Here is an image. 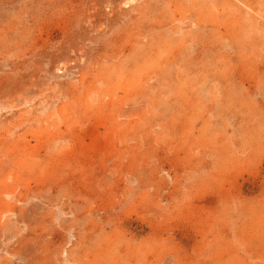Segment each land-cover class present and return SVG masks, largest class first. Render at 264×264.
I'll return each mask as SVG.
<instances>
[{"label": "rangeland", "instance_id": "1", "mask_svg": "<svg viewBox=\"0 0 264 264\" xmlns=\"http://www.w3.org/2000/svg\"><path fill=\"white\" fill-rule=\"evenodd\" d=\"M125 1L0 0V264H264V35Z\"/></svg>", "mask_w": 264, "mask_h": 264}, {"label": "bare ground", "instance_id": "2", "mask_svg": "<svg viewBox=\"0 0 264 264\" xmlns=\"http://www.w3.org/2000/svg\"><path fill=\"white\" fill-rule=\"evenodd\" d=\"M136 0H128V1H125V2H120L121 4H122V9L123 10H126V9H128V8H131V5L135 2ZM174 1V0H173ZM190 1V6L189 7H187V8H185V10L183 9V7L181 8V10H175V11H173L172 10V12L173 13H175V12H179V13H182V16L184 15V14H186V13H189L190 12V17H187L188 18V20H189V24H191V25H189L190 27H191V29H192V26L193 27H196V28H201L202 27V25L200 24L201 22L199 21V20H201L200 18L198 19V17H199V14L198 13H201V10H198V11H194L195 10V8H199L200 7V5H201V3L203 4V2H201V0H189ZM202 1H204L205 3H207V5H209V6H211V8H212V10L210 11V12H214L213 10H216V11H220V10H222V11H226V13H227V11H228V13H229V20H231V21H234V22H230V24L232 23V25L231 26H233V24H237L238 23V26H241V27H244V28H246V27H248V25L250 26V27H252V23H254L255 24V26L258 28V32H260V33H262V35H264V22H263V20H264V16L262 15V14H259L257 11H256V8H255V6H256V4L258 3V0H202ZM236 1V2H235ZM250 1H252V2H250ZM192 2V3H191ZM198 2H199V5H198ZM119 3V4H120ZM172 3V2H171ZM173 4V3H172ZM260 4H261V6L262 7H264V0H262V1H260ZM170 6V5H169ZM198 6V7H197ZM119 10H121V9H119ZM158 12H160V10L159 9H156ZM258 10L260 11L261 9L260 8H258ZM263 10V9H262ZM127 11V10H126ZM250 11H252L253 13H256L257 15H259L260 16V18H261V22H259V20L254 16V15H252L251 14V12ZM120 12V11H119ZM144 11H142L141 13H143ZM152 12V11H151ZM168 12H169V10H168ZM153 13V12H152ZM227 13V14H228ZM262 13V12H261ZM122 14V13H121ZM218 14V13H217ZM222 14V13H221ZM224 14V13H223ZM165 15H163L162 13H160V17L162 18V20H164V21H167V18L166 17H164ZM210 16H212V15H210ZM214 16V15H213ZM168 17V16H167ZM186 17V16H185ZM149 18V17H148ZM223 21V20H222ZM255 21H258L259 23H257V22H255ZM227 22V21H226ZM226 22H225V24H226ZM180 23H182V24H185V20H182V21H180ZM163 24H164V26H169L168 24L167 25H165L166 24V22H160V21H157L154 25L153 24H151L150 25V27L152 28V29H158V28H161L162 26H163ZM220 23H218V25L217 24H215V25H217L218 26V28L219 27H221L222 25H223V23H221L220 25H219ZM102 26V25H101ZM255 27V28H256ZM224 28H226V31L229 33V24L228 25H226V26H224ZM233 28V27H232ZM207 29V28H206ZM175 30V29H174ZM98 31V30H97ZM168 32V31H167ZM166 32V33H167ZM174 32H176V33H178V32H183L184 33V35H183V38H181V39H178V40H176V41H169L171 44L173 43L174 45H176L177 47H179L180 46V44L181 45H185L186 47H187V41L186 40H188V36L190 37V35H189V32H186L185 31V29L183 28V27H178L177 29H176V31H174ZM246 32V31H245ZM101 33V32H100ZM182 33V34H183ZM109 34V33H108ZM168 34V33H167ZM249 34V33H248ZM230 35V34H229ZM233 35V33L230 35V36H226L227 37V39L228 38H230V37H234V36H232ZM244 35V34H243ZM135 37V36H134ZM239 37V36H238ZM264 37V36H263ZM117 38V37H116ZM161 39V38H160ZM140 40V39H139ZM113 41H114V39H113ZM150 42V41H149ZM168 42V43H169ZM142 43V42H141ZM172 44V45H173ZM189 45V44H188ZM139 46V45H138ZM128 47V46H127ZM246 47V46H245ZM161 48V47H160ZM159 48V49H160ZM243 48V47H242ZM139 49V48H138ZM141 49V48H140ZM259 49V48H258ZM261 49V48H260ZM154 50V49H153ZM205 50H207V48H203L202 47V49L200 50L201 52H200V55L202 56L203 55V53L204 52H206ZM253 50V49H252ZM112 51V50H111ZM118 51V50H117ZM140 51V50H139ZM169 51V50H168ZM141 52V51H140ZM143 52V51H142ZM113 53H115V52H113ZM117 53V52H116ZM123 53V52H122ZM158 53H160V52H158ZM162 53V52H161ZM104 54V53H103ZM160 55V54H159ZM164 55V54H163ZM256 55V54H255ZM118 56H119V54H118ZM145 56V55H144ZM111 57V56H110ZM114 57V56H113ZM117 57V56H116ZM161 57H163L162 55H161ZM166 57V56H165ZM164 57V58H165ZM204 57V56H203ZM210 57V56H209ZM129 58V57H128ZM149 57H147V59H148ZM155 58V57H154ZM205 58V57H204ZM131 59V58H130ZM178 59V58H177ZM177 59H174V60H169V63L170 64H173V66L176 68L174 71L176 72V73H174V76L173 77H170V78H167V77H169L168 75H166L165 77H163L162 76V81L163 82H167V84L165 85V86H169V84L168 83H176V82H178L179 80H177V79H185V78H189L191 75H190V72L192 71V69L195 67V66H191V63H185V64H180L178 61H177ZM116 60V59H115ZM133 60V59H132ZM149 61V60H148ZM155 61V60H154ZM165 61V60H164ZM197 61H199V59L197 60ZM203 62V61H205V60H200V62ZM120 62V61H119ZM122 62H123V60H122ZM128 62V61H127ZM152 63H153V61H152ZM157 63V62H156ZM159 63H162V61L160 60L159 61ZM159 63H157V64H159ZM165 63V62H164ZM126 64V63H125ZM154 64V63H153ZM166 64V63H165ZM224 65V64H223ZM116 66V65H115ZM134 66H136V65H134ZM137 66H138V64H137ZM136 66V67H137ZM168 66V65H167ZM101 67V66H100ZM120 67H121V65H120ZM141 67V66H140ZM164 67H166V66H164ZM163 67V68H164ZM200 67V66H199ZM119 68V67H118ZM149 68V67H148ZM162 68V67H161ZM177 68L178 69H180V70H182V72L181 73H183V74H180L179 72H177ZM196 68V67H195ZM209 68V67H208ZM225 68V67H224ZM140 69V68H139ZM168 69V68H167ZM110 70V69H109ZM113 71V70H112ZM136 71V70H135ZM154 71V70H153ZM221 71H223V70H221ZM248 71V70H247ZM125 73H126V71H124ZM129 72V71H128ZM161 72H163L162 70H161ZM172 72V71H171ZM194 72V71H193ZM106 73V72H105ZM109 73V72H108ZM155 73V72H154ZM159 73V72H158ZM200 73V72H199ZM213 73V72H212ZM211 73V74H212ZM217 73V72H216ZM201 74V73H200ZM121 75V74H120ZM131 75V74H130ZM203 75V74H202ZM201 75V76H202ZM105 76V75H104ZM119 76V75H118ZM123 76V75H122ZM151 76V75H150ZM153 76V75H152ZM96 77V76H95ZM121 76H119V78H120ZM137 77H139V75L137 76ZM110 78V77H109ZM112 78H114V77H112ZM207 78V77H206ZM122 79V78H121ZM151 79H153V77L151 78ZM209 79V78H208ZM94 80V79H93ZM92 80V81H93ZM141 80V79H140ZM100 81V80H99ZM110 81V80H109ZM183 81V80H182ZM184 81H186V80H184ZM214 81V80H213ZM100 82H102V81H100ZM113 82H115V81H113ZM181 82V81H180ZM215 82V81H214ZM213 82V83H214ZM108 83V82H107ZM119 83V82H118ZM117 83V84H118ZM202 83H203V80H202ZM202 83H200V84H202ZM104 84V83H103ZM188 85H189V82L187 83ZM215 84V83H214ZM133 85V84H132ZM172 85V84H171ZM175 85V84H174ZM181 85H182V83H181ZM180 84L178 85V86H181ZM227 85V84H226ZM116 86V85H115ZM119 86H121V85H119ZM183 86V85H182ZM190 86V85H189ZM196 86V85H195ZM80 87V86H79ZM129 87V86H128ZM174 87V86H173ZM83 88V87H82ZM154 88V87H153ZM168 88V87H167ZM95 89V88H94ZM120 89H122V88H120ZM174 89V88H173ZM236 89V88H235ZM96 90V89H95ZM94 90V91H95ZM108 90V89H107ZM136 90V89H135ZM176 90V89H175ZM91 91V90H90ZM94 91H93V93H94ZM98 91V90H97ZM127 91V90H126ZM102 92V91H101ZM113 92H114V90H113ZM218 92V91H217ZM108 92L106 91V93L105 94H102L101 96L102 97H107V98H112L113 97V94H111V92H109L108 94H107ZM130 93H132L131 91H130ZM183 94V93H182ZM213 94V93H212ZM99 95V94H98ZM161 95V94H160ZM91 96H93V95H91ZM96 96V95H95ZM125 97V96H124ZM131 98H133V96H130ZM199 97H201V96H199ZM114 98V97H113ZM112 98V99H113ZM121 98V97H120ZM135 98V97H134ZM187 98V97H186ZM197 98V97H196ZM84 99H85V97H84ZM104 99V98H103ZM157 99V98H156ZM201 99H202V97H201ZM106 101V100H105ZM118 101V100H117ZM79 102V101H78ZM94 102H95V100H94ZM96 102H97V100H96ZM104 102V101H103ZM126 102H127V100H126ZM199 102V101H198ZM75 103V102H74ZM81 103V102H80ZM105 103V102H104ZM114 103V102H113ZM192 103V102H191ZM194 103V102H193ZM192 103V104H193ZM99 104V103H98ZM102 104V103H101ZM97 105V104H96ZM121 105V104H120ZM106 107H109V105L108 104H106L105 105ZM114 106V105H113ZM208 106V105H207ZM100 107H101V105H100ZM126 107V106H125ZM179 107V106H178ZM79 108V107H78ZM103 108V107H102ZM74 109V108H73ZM5 110V109H4ZM94 110V109H93ZM179 110V109H178ZM207 110H208V108H207ZM172 111V110H171ZM225 111V110H224ZM113 112V111H112ZM66 113V112H65ZM111 113V112H110ZM179 114V113H178ZM210 114V113H209ZM219 114V113H218ZM205 115V114H204ZM257 115H259V114H257ZM63 117V116H62ZM126 117V116H125ZM128 117V116H127ZM126 117V118H127ZM79 118V117H78ZM203 119V118H202ZM59 120V119H58ZM34 122V121H33ZM74 122V121H73ZM78 123V122H77ZM67 124V123H66ZM48 126V125H47ZM205 126V125H204ZM218 126V125H217ZM6 127V126H5ZM28 127V126H27ZM67 127V126H66ZM29 128V127H28ZM48 130V129H47ZM60 130V129H59ZM10 131V130H9ZM190 131V130H189ZM242 131V130H241ZM26 132V131H25ZM35 132V131H34ZM60 132V131H59ZM106 133V132H105ZM116 133V132H115ZM210 133V132H209ZM260 134V133H259ZM244 135V134H243ZM41 136V135H40ZM128 136V135H127ZM206 136V135H205ZM123 137V136H122ZM244 137V136H243ZM252 137V136H251ZM257 137V136H256ZM26 138V137H25ZM55 138V137H54ZM53 138V139H54ZM60 139V138H59ZM124 139V138H123ZM262 139V138H261ZM25 140V139H24ZM56 140V139H55ZM246 141V140H245ZM256 144V143H255ZM48 145V144H47ZM199 146V145H198ZM207 147V146H206ZM15 148V147H14ZM184 148V147H183ZM191 148V147H190ZM23 151H27L26 149V147H24V148H21ZM21 150V151H22ZM30 150V149H29ZM8 151V150H7ZM196 151V150H195ZM24 152V153H25ZM14 153V152H13ZM16 153V152H15ZM21 153V152H20ZM31 153V152H30ZM206 153V152H205ZM242 153V152H241ZM23 154V153H22ZM49 154V153H48ZM189 154V153H188ZM13 155V154H12ZM27 155V154H26ZM33 155V154H32ZM238 155V154H237ZM23 156V155H22ZM34 156V155H33ZM235 156V155H234ZM9 157V156H8ZM27 157V156H26ZM32 157V156H31ZM21 158V157H20ZM23 158V157H22ZM22 158H21V160H22ZM11 159V158H10ZM14 159V158H13ZM33 159V158H32ZM221 159V158H220ZM237 159V158H236ZM248 159V158H247ZM25 160V159H24ZM27 160V159H26ZM31 161V160H30ZM27 162V161H26ZM225 162V161H224ZM256 162V161H255ZM28 163H29V160H28ZM35 163H38V162H35ZM200 163V162H199ZM232 163V162H231ZM17 164V163H16ZM23 164H25V163H23ZM26 165V164H25ZM52 165V164H51ZM36 166V165H35ZM23 167V166H22ZM30 167V166H29ZM41 167V166H40ZM39 167V168H40ZM44 167V166H43ZM37 168V167H36ZM24 169V168H23ZM26 169H28V167L27 168H25V171H26ZM233 169V168H232ZM14 170V169H13ZM195 170V169H194ZM251 170V169H250ZM50 171V170H49ZM208 171V170H207ZM30 172H31V170H30ZM30 172H28V173H30ZM214 172V171H213ZM32 173H34V172H32ZM54 174V173H53ZM235 174V173H234ZM6 174H5V172H3V177L5 176ZM7 176V175H6ZM6 176L4 177V178H6ZM11 176V175H10ZM10 176H7V177H9L10 178ZM20 175L18 174V176L17 177H19ZM16 177V176H15ZM11 178H12V176H11ZM15 179V178H14ZM211 179V178H210ZM1 180L3 181V179L1 178ZM7 180V179H6ZM16 180V179H15ZM218 180V179H217ZM13 181V180H12ZM229 181H230V179H229ZM7 182V181H6ZM15 183H13L14 185H12V186H8L7 187V189H3V190H1L0 191V193L2 194V195H5L6 197H8V198H11V199H13L14 198V196H16V192H17V190H18V188L20 187V186H23V183L25 182L24 181V179L22 178V177H19V179L17 180V181H14ZM226 182H228V181H226ZM229 183V182H228ZM4 184V183H3ZM208 184V183H207ZM7 185V184H6ZM213 185V184H212ZM22 195V194H21ZM26 195V194H25ZM18 197V196H17ZM18 198H20V197H18ZM23 198V197H22ZM31 200H33V199H31ZM1 202H2V200H1ZM21 202V201H20ZM188 206V205H187ZM186 206V207H187ZM262 207V206H261ZM4 209V208H3ZM4 212L3 213H1V215H3V214H5L6 216L8 215V214H10V213H12V214H15V210H14V207H11V205L10 204H6L5 205V209L3 210ZM219 211V210H218ZM4 215V216H5ZM164 215V214H163ZM176 215V214H175ZM165 216V215H164ZM205 217V216H204ZM218 217V216H217ZM258 218V217H257ZM197 219V218H196ZM224 219V218H223ZM255 219V218H254ZM250 220V219H249ZM260 220V219H259ZM189 221V220H188ZM258 221V220H257ZM262 221V223H261V227H263V225H264V219L263 220H261ZM260 221V222H261ZM208 222V221H207ZM225 222V221H224ZM201 223V222H200ZM244 223H245V221H244ZM247 223H248V221H247ZM246 223V224H247ZM254 223H256V222H254ZM257 225V224H256ZM256 225H255V227H256ZM169 226V225H168ZM222 226V225H221ZM258 226V225H257ZM259 226V227H260ZM190 227V226H189ZM207 228V227H206ZM254 228V227H253ZM252 228V229H253ZM242 229V228H241ZM157 230V229H156ZM249 230V229H248ZM201 231V230H200ZM171 234V233H170ZM218 235V234H217ZM241 236V235H240ZM226 237V236H225ZM110 238V237H109ZM202 238V237H201ZM243 238H245V237H243ZM248 238H249V236H248ZM264 238V237H263ZM112 241V240H111ZM224 241H226V240H224ZM206 242V241H205ZM242 242V241H241ZM119 245V244H118ZM205 245H206V243H205ZM207 245H208V243H207ZM206 245V246H207ZM215 245V244H214ZM221 245V244H220ZM126 247V246H125ZM130 247V246H129ZM215 247V246H214ZM218 247V246H217ZM258 247V246H257ZM220 248V247H219ZM129 249V248H128ZM162 249H164V248H162ZM181 249V248H180ZM225 249V248H224ZM235 249V248H234ZM124 250V249H123ZM131 250V249H130ZM138 250V249H137ZM174 250H176V249H174ZM204 250H205V248H204ZM219 250V249H218ZM219 251H221V250H219ZM223 251H225V250H223ZM124 252V251H123ZM122 252V253H123ZM149 252V251H148ZM216 252V251H215ZM218 252V251H217ZM259 252V251H258ZM128 253V252H127ZM133 253V252H132ZM143 253V252H142ZM168 253V252H167ZM167 253H166V255H167ZM198 253H201V252H198ZM198 253H197V255H198ZM213 253V252H212ZM68 254V253H67ZM125 254V253H124ZM131 254V253H130ZM138 254V253H137ZM160 254V253H159ZM185 254V253H184ZM202 254V253H201ZM132 255V254H131ZM141 255V254H140ZM177 255V254H176ZM175 255V256H176ZM182 255H183V253H182ZM220 255V254H219ZM223 255V254H222ZM254 256V255H253ZM177 257H178V255H177ZM202 257V256H201ZM204 257V256H203ZM202 257V258H203ZM140 258V257H139ZM127 259V258H126ZM200 259V258H199ZM205 259V258H204ZM208 259V258H207ZM155 260V259H154ZM163 260V259H162ZM212 260V259H211ZM152 261V260H151ZM193 261V260H192ZM197 261H199V260H197ZM196 261V262H197ZM205 261H206V259H205ZM72 262V261H71ZM71 262H69V261H67V264H72ZM121 262V261H120ZM135 262V261H134ZM179 262V261H178ZM177 262V263H178ZM204 262V261H203ZM199 263V262H198ZM214 263V262H213ZM179 264H181V262L179 263ZM187 264V263H186ZM195 264V263H194ZM197 264V263H196ZM205 264V263H204Z\"/></svg>", "mask_w": 264, "mask_h": 264}]
</instances>
